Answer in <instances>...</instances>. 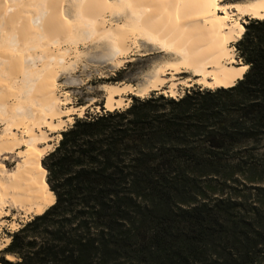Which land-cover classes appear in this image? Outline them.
Listing matches in <instances>:
<instances>
[{"label":"trees","instance_id":"16d2710c","mask_svg":"<svg viewBox=\"0 0 264 264\" xmlns=\"http://www.w3.org/2000/svg\"><path fill=\"white\" fill-rule=\"evenodd\" d=\"M244 27L234 85L153 91L61 132L40 160L53 203L8 264H264V20Z\"/></svg>","mask_w":264,"mask_h":264},{"label":"bare ground","instance_id":"6f19581e","mask_svg":"<svg viewBox=\"0 0 264 264\" xmlns=\"http://www.w3.org/2000/svg\"><path fill=\"white\" fill-rule=\"evenodd\" d=\"M222 2L0 0V122L6 124L0 135V154L20 149L14 167L0 164V219L9 209L30 219L53 203L40 167L43 154L51 147L46 144L49 132L63 128L65 113L81 115L90 106H67L68 97L58 94L54 74L56 67L66 66L62 63L65 56L54 52L52 45L58 50L65 43L77 46L104 41L113 52L110 62L116 67L125 62L138 39L169 56L136 88L103 84L107 111L124 108L126 93L145 96L161 89L166 70L191 72L207 88L229 87L244 75L239 69L245 64L235 65L233 44L238 25L245 16H264V0ZM165 92L175 98L180 95L174 81ZM13 126L24 128L23 148L11 132Z\"/></svg>","mask_w":264,"mask_h":264},{"label":"rangeland","instance_id":"374dc122","mask_svg":"<svg viewBox=\"0 0 264 264\" xmlns=\"http://www.w3.org/2000/svg\"><path fill=\"white\" fill-rule=\"evenodd\" d=\"M242 1L248 0H223L222 3L232 4ZM252 19L257 18L245 16L242 19L241 24H247ZM101 42H95L96 44L86 43L87 45L80 43L77 46L68 45L65 43L59 46L58 50L56 46H54V48L52 45L51 49H53L54 52L58 53L59 51L60 55H63L64 53L63 56H65L63 57V62H61L66 66L62 68L60 66L56 67L54 74L55 82L58 88V94L66 95L68 97L70 102L67 106L80 107L86 104H90V106L87 107L81 115L73 114L72 112L67 114L65 113L63 115L62 118L65 120L63 128L54 132H49V136L51 138L46 144H50L51 149L47 148L46 153L43 154L44 156L56 147L61 138V132L71 127L76 118H82L86 115L101 114L104 111H107L104 109L105 99L104 92L102 91L103 84H128L136 88L152 74L155 67L163 64L169 59V56L165 52L160 51L159 48L138 39L136 46L134 45V47L128 51L125 62L122 65L116 67L110 62L111 58L114 56L112 50L107 47L108 45L104 41ZM69 47L70 49H68ZM233 47L236 57L235 65H238V63L242 62L237 56L234 44ZM169 71L170 70H166L163 75L165 80L161 89L158 91L154 90L156 91V95L162 94L165 97H172L169 96L165 91L168 85L173 81L176 83L177 88H179L181 96H183L188 89L196 87L201 89H215L209 87L207 88L206 86L199 84L196 80L198 77L193 76L191 72L172 74L171 71ZM152 93L153 90L145 96L126 93V101H128L127 98H129L131 101L128 106L126 105L121 109L129 107L133 101V97L139 99L148 98ZM180 95L178 97H181ZM63 110L65 111L66 109L63 108ZM4 126H6V124L4 122H0V135L3 133ZM22 130H24L23 127H11V132L16 133L21 148H23L24 138L26 137V133L21 132ZM46 144L40 143L39 145L43 146ZM19 150L20 149H16V151L13 152L14 154H0V164L8 169L14 167L19 159L17 157V152ZM262 150H264V148ZM261 186H264V183L261 184ZM34 216H32L30 219L23 218L22 215H19L17 210L9 209L4 214V217L0 219V243L5 242L7 238L11 240V235L20 229L26 222L31 220Z\"/></svg>","mask_w":264,"mask_h":264},{"label":"snow or ice","instance_id":"6c2138e0","mask_svg":"<svg viewBox=\"0 0 264 264\" xmlns=\"http://www.w3.org/2000/svg\"><path fill=\"white\" fill-rule=\"evenodd\" d=\"M259 19L264 20V16L259 17ZM238 27L240 31L235 35L234 39L243 41L245 39L246 29L243 24L238 25ZM249 68H250V65L245 64L239 69V73L240 74L245 73L249 70ZM11 243H12L11 240L0 243V264H8V262L16 260L17 257H16L15 252L13 253V255H8V256L4 255V252L10 250L9 244ZM25 264H26V261H25Z\"/></svg>","mask_w":264,"mask_h":264},{"label":"crops","instance_id":"0c3cea01","mask_svg":"<svg viewBox=\"0 0 264 264\" xmlns=\"http://www.w3.org/2000/svg\"><path fill=\"white\" fill-rule=\"evenodd\" d=\"M123 85H128V84H122V86H123ZM156 91H158V90H156ZM127 100L129 101L128 104H127V106H128L131 100H130L129 98H127ZM104 109H105V108H104Z\"/></svg>","mask_w":264,"mask_h":264},{"label":"water","instance_id":"95a60500","mask_svg":"<svg viewBox=\"0 0 264 264\" xmlns=\"http://www.w3.org/2000/svg\"><path fill=\"white\" fill-rule=\"evenodd\" d=\"M238 60V59H237ZM6 255V254H5Z\"/></svg>","mask_w":264,"mask_h":264}]
</instances>
